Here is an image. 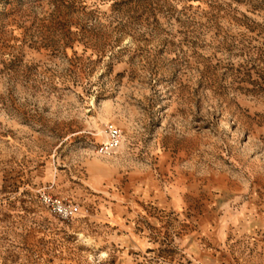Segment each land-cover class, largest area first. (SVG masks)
<instances>
[{
  "label": "rangeland",
  "instance_id": "rangeland-1",
  "mask_svg": "<svg viewBox=\"0 0 264 264\" xmlns=\"http://www.w3.org/2000/svg\"><path fill=\"white\" fill-rule=\"evenodd\" d=\"M0 264H264V0H0Z\"/></svg>",
  "mask_w": 264,
  "mask_h": 264
},
{
  "label": "built area",
  "instance_id": "built-area-1",
  "mask_svg": "<svg viewBox=\"0 0 264 264\" xmlns=\"http://www.w3.org/2000/svg\"><path fill=\"white\" fill-rule=\"evenodd\" d=\"M121 131L115 127H108L106 130L105 142L99 146L97 153L101 156L112 155L121 144ZM46 204L52 212L62 221H68L79 213V208L70 202L46 196Z\"/></svg>",
  "mask_w": 264,
  "mask_h": 264
},
{
  "label": "crops",
  "instance_id": "crops-1",
  "mask_svg": "<svg viewBox=\"0 0 264 264\" xmlns=\"http://www.w3.org/2000/svg\"><path fill=\"white\" fill-rule=\"evenodd\" d=\"M75 217V216H74Z\"/></svg>",
  "mask_w": 264,
  "mask_h": 264
}]
</instances>
